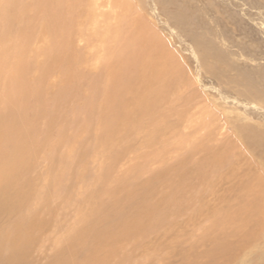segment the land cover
Segmentation results:
<instances>
[{"label":"rangeland","instance_id":"374dc122","mask_svg":"<svg viewBox=\"0 0 264 264\" xmlns=\"http://www.w3.org/2000/svg\"><path fill=\"white\" fill-rule=\"evenodd\" d=\"M120 2L107 20L112 31L102 23L94 39L84 7L76 9L70 24L84 30L72 46L81 80L62 63L46 80L44 104L50 109L64 93L81 110L79 121L95 112L87 106L90 80L109 73L108 58L116 70L115 33H141L139 26L129 31L141 21L145 43L123 97L132 114L142 99L151 106L105 144L99 123L88 132L61 122L56 163L45 150L15 171L24 205L8 208L0 194V257L14 251L25 258L18 264H264V0ZM9 29L15 34L18 24ZM48 39L30 50V85L47 66ZM39 49L44 58L36 63Z\"/></svg>","mask_w":264,"mask_h":264},{"label":"bare ground","instance_id":"6f19581e","mask_svg":"<svg viewBox=\"0 0 264 264\" xmlns=\"http://www.w3.org/2000/svg\"><path fill=\"white\" fill-rule=\"evenodd\" d=\"M65 5L67 8H64ZM122 5L120 0H69V2L66 0H0V110L4 109V112H0V194L5 197L3 201L8 208L22 207L27 196L25 185L15 172L17 169L30 159L44 154L45 150L52 162L56 163L59 145L65 137L60 128L61 122L69 120L70 126L74 122L82 131H88L90 124L98 125L99 123L103 129L102 139L105 144L117 131L119 125L125 127L124 124L132 121V116L137 113L143 114L151 106L150 100L144 103L142 99L137 104L138 111L132 114L131 110L127 111V102L123 97V92L128 90L129 81L136 79V50L138 48L140 53L145 43L144 29L146 27L141 21L134 22L133 25L131 23L132 27L129 30L132 31L134 26H139L141 33L129 32L128 35L121 36L120 31L115 33L113 41L117 45L110 53V58L116 60V70L113 68L111 70V62L108 58L106 61L109 63L107 67L109 73H103L96 79L90 80L88 89L91 95L87 106L95 112L85 111L84 120L79 121L78 119L83 118L81 110L77 108L72 98L68 99L70 96L67 98L64 93L54 97L50 109L44 104L47 95L46 80L50 75L52 77L57 74L62 63L64 67L69 64L64 71H69L70 78L76 81L81 80V75L74 71L73 66L75 61L81 59L80 54L77 52L75 54L72 46L77 37L84 36V30L79 29L78 33H75L70 24L76 9L84 7L81 15L88 20L87 27L90 26L96 31L92 35L94 39L99 36L97 28L102 23L108 26L107 34H109L111 28L107 20L112 19L110 17L114 12L112 7L120 8ZM125 9H127L126 4ZM113 15L114 18H118L117 13ZM13 24H18L15 34L9 29ZM46 35L49 37L50 46L46 58L47 66L40 70L38 77H34L35 85L34 83L30 85L28 79L31 68V62L28 59L30 50L32 45H38L46 40ZM42 58L44 54L39 49L34 54L33 62L37 63L38 60L39 63ZM174 74L178 75V77L174 76L178 81L182 79L176 72H173ZM102 79L112 81V86L108 87L107 84L102 86ZM158 91H160L159 95L151 100L160 98L162 91L160 89ZM61 109L64 110L62 115ZM102 114L106 115L103 117ZM93 116L96 117L92 120ZM52 135H57L55 137L57 140L50 139ZM48 173L50 176L52 174V179L57 181L59 173L55 169L49 170ZM25 238L31 240L32 236L26 235ZM19 259L25 258L19 257L12 251L0 257V264H18Z\"/></svg>","mask_w":264,"mask_h":264}]
</instances>
